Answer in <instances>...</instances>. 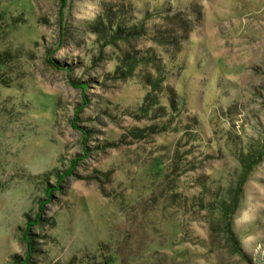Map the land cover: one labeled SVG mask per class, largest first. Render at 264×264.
Returning a JSON list of instances; mask_svg holds the SVG:
<instances>
[{"label": "rangeland", "instance_id": "rangeland-1", "mask_svg": "<svg viewBox=\"0 0 264 264\" xmlns=\"http://www.w3.org/2000/svg\"><path fill=\"white\" fill-rule=\"evenodd\" d=\"M0 264H264V0H0Z\"/></svg>", "mask_w": 264, "mask_h": 264}, {"label": "trees", "instance_id": "trees-1", "mask_svg": "<svg viewBox=\"0 0 264 264\" xmlns=\"http://www.w3.org/2000/svg\"><path fill=\"white\" fill-rule=\"evenodd\" d=\"M244 162L247 163V164H248V163H251V161L248 160V158H245Z\"/></svg>", "mask_w": 264, "mask_h": 264}]
</instances>
